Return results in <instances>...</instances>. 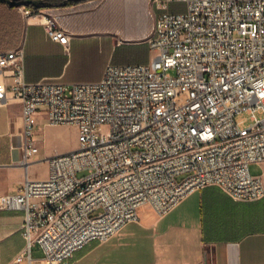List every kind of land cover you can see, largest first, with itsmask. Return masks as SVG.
Instances as JSON below:
<instances>
[{
  "label": "built area",
  "instance_id": "1",
  "mask_svg": "<svg viewBox=\"0 0 264 264\" xmlns=\"http://www.w3.org/2000/svg\"><path fill=\"white\" fill-rule=\"evenodd\" d=\"M181 2L186 12L169 10ZM153 6L160 11L148 38L154 60L110 64L99 81L27 82L23 49L0 53V73L10 79L0 81V105L22 104V163L39 152L40 109L51 125L76 126L79 140L48 159L47 178L27 175L16 193L0 197V210L25 212L27 244L15 262L38 264L31 248L39 243L43 260L72 264L89 243H106L138 222L142 207L163 217L208 186L237 201L264 197L262 178L250 169L264 163V0ZM43 20L52 39L69 44L71 34L54 16ZM242 112L253 120L246 128L236 120Z\"/></svg>",
  "mask_w": 264,
  "mask_h": 264
},
{
  "label": "crops",
  "instance_id": "2",
  "mask_svg": "<svg viewBox=\"0 0 264 264\" xmlns=\"http://www.w3.org/2000/svg\"><path fill=\"white\" fill-rule=\"evenodd\" d=\"M51 8L55 15L46 12ZM51 8L20 15V29L14 17V24L6 21L9 26L3 31L0 6V53L23 49L27 82H94L103 78L110 64L151 63L148 38L154 31L155 14L160 12L153 0H85ZM45 14L54 16L71 34L68 45L50 37L43 23ZM0 81L10 79L0 73ZM59 126L48 123L44 109L35 114L39 152L26 166L22 163V104L11 99L0 105V197L16 193L27 175L34 180L47 178L48 159L76 149L54 150L50 145L45 130ZM253 164L258 169L253 175L264 184V163ZM145 208L130 231L123 232L125 227L106 243H89L74 254L72 264H264V197L237 201L212 185L193 192L163 217L150 206ZM24 218L23 210H0V264H28L27 258L15 262L27 244ZM31 256L38 264H55L43 260L39 243L32 245Z\"/></svg>",
  "mask_w": 264,
  "mask_h": 264
},
{
  "label": "rangeland",
  "instance_id": "3",
  "mask_svg": "<svg viewBox=\"0 0 264 264\" xmlns=\"http://www.w3.org/2000/svg\"><path fill=\"white\" fill-rule=\"evenodd\" d=\"M27 9L33 10V9L29 8L28 6H22V7L17 8V11H18L17 14L19 16L24 15V11ZM171 11L177 12V13L186 12L187 11V4L182 3V2L181 3H175V5H172ZM46 12L55 15L53 13L52 8L47 9ZM155 57H156V52L152 51L150 54V59L153 61ZM171 73L173 74V72H171ZM258 116L262 117L261 114H258ZM236 120H237V122H239V124L241 125L242 128H246L253 123V120L251 119V114H249L247 112H242L241 114H238L236 117ZM105 131H107L106 128H105ZM45 132L48 135L50 145L53 147L54 150H56V149H59V150L67 149V148H71V147L78 148V145H79L78 129L72 125H60L59 127L50 128L48 130H45ZM256 167L257 166L255 164H252V166L250 167L252 174H255L258 172V169ZM83 174H84L83 172L78 173V176H82ZM183 177H184V175L178 176V180H181ZM146 209L147 208H145V206L142 207L139 211V214L140 215L143 214V212ZM134 225H135V223L128 224L126 226V228L123 230V232L130 231ZM124 239H127V238L125 237Z\"/></svg>",
  "mask_w": 264,
  "mask_h": 264
},
{
  "label": "water",
  "instance_id": "4",
  "mask_svg": "<svg viewBox=\"0 0 264 264\" xmlns=\"http://www.w3.org/2000/svg\"><path fill=\"white\" fill-rule=\"evenodd\" d=\"M81 1L85 0H0V2L8 4L10 7L33 6L35 10L65 6L71 4L72 2Z\"/></svg>",
  "mask_w": 264,
  "mask_h": 264
},
{
  "label": "trees",
  "instance_id": "5",
  "mask_svg": "<svg viewBox=\"0 0 264 264\" xmlns=\"http://www.w3.org/2000/svg\"><path fill=\"white\" fill-rule=\"evenodd\" d=\"M78 2H72L71 4H76ZM0 6L2 7V12H1V17H2V30L4 31V29H6V27L8 28V24L6 25L5 22L6 21H10L12 22V24H14V17H17V28L20 29V21H19V15L17 13H15V9L17 7H10L8 4L0 2ZM31 9H35L33 6H28ZM13 27V25H12ZM3 44L6 41L5 40V36H3Z\"/></svg>",
  "mask_w": 264,
  "mask_h": 264
}]
</instances>
